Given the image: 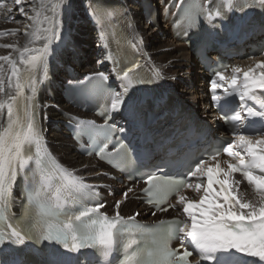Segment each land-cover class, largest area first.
Segmentation results:
<instances>
[{"label":"snow or ice","instance_id":"obj_1","mask_svg":"<svg viewBox=\"0 0 264 264\" xmlns=\"http://www.w3.org/2000/svg\"><path fill=\"white\" fill-rule=\"evenodd\" d=\"M14 4L31 23L25 25L23 47L18 42L0 44V48L12 50L0 55V62H5L10 71L7 74L4 63H0V94L6 92V87H13V77L17 81L15 95H9L7 101L0 100V111L5 107L7 110V121L0 124V251H18L29 243L46 241L58 246L56 257L72 254L76 264H80V256L94 257L95 264H115L116 260L118 264H194L190 260L194 252L199 258L195 264H264V60H257L247 71L239 66H221L215 71L210 82L211 101L218 109L230 112L222 119L232 139L220 141L205 156L185 164L178 175H164L159 167L142 173L137 183L142 181L144 185L140 192L151 214L172 209L177 217L141 223L137 220L140 212L126 217L121 214V206L137 197L134 186L121 190L111 216L103 213V203H90L95 195L93 186L86 185L75 170L58 165L42 144L35 94L38 85L47 79L53 44L63 39L61 13L73 7L72 0H14ZM173 8L172 27L183 25L187 36L192 29H198L201 18L212 24L215 18H224L229 12L246 15L259 9L264 13V0H222L219 4L216 0H167L165 14ZM13 11V7H6L5 0H0V17L11 21ZM89 14L94 23L102 25L114 10L89 5ZM18 31H0V36L16 35ZM37 41H43L42 45L29 47ZM141 43L142 38L135 37L129 47L136 49ZM13 52L19 53V62L27 66L23 84ZM260 54L264 55V45ZM104 60L112 63L111 73L93 72L85 80L92 85L91 94L103 95L106 111L121 112L129 106L128 94L134 85L162 78L155 68L150 78L139 77L138 63L128 67L111 51ZM103 62L98 60L97 64ZM228 67L231 77L225 75ZM110 75L119 81V91L110 87ZM69 87H83V82L73 86L69 81ZM237 99L239 105L235 103ZM250 101L262 110L249 106ZM69 124H74L75 140L87 138V154L94 155L97 161L121 168L132 160L134 149L123 138L114 137L116 128L107 119L98 125L94 120L72 116ZM119 131L123 133L125 129ZM222 155L228 159L221 160ZM20 177L28 183L21 214L17 216L11 209ZM245 182L247 187L243 188ZM186 189L198 198L186 195ZM248 189L258 199H249ZM85 194H89L87 199ZM171 196H175V203H168ZM174 240L180 242L179 247L171 246ZM0 264L4 262L0 260ZM45 264L64 262L57 259Z\"/></svg>","mask_w":264,"mask_h":264},{"label":"bare ground","instance_id":"obj_2","mask_svg":"<svg viewBox=\"0 0 264 264\" xmlns=\"http://www.w3.org/2000/svg\"><path fill=\"white\" fill-rule=\"evenodd\" d=\"M154 5H157L159 0H152ZM39 2V0H38ZM6 7L11 6L14 8L12 13L13 19L11 21H5L0 17V31L8 29H19L16 35H5L0 37V44H10L18 42L20 47H23L26 38L23 35L25 25L31 23L26 17L19 12V6L14 4V0H5ZM73 7L70 10L63 11L61 18L63 20V35L69 34L75 42L81 46L82 54L79 57L81 59L80 73L85 71L95 70L98 60L96 57V37L92 27L87 22V16L89 15L88 0H72ZM38 6V5H37ZM25 11H28V3L24 4ZM126 14L123 15V25H131V33L133 38L141 37L144 42L143 49L146 50V54L152 61V64L159 69L164 78L171 82L175 88L188 100L189 103L198 106V112L203 109V113L211 115V110H205L207 105V96L205 94V80L207 77V71L197 61L195 55L190 49L185 46L183 41L175 40L170 32L162 27L166 25L153 24L147 22V19L142 18L141 8L132 3H128ZM160 17V16H159ZM75 20L77 25L74 24ZM43 41H37L34 44H30L29 47H38L42 45ZM11 49L0 48V55H7L11 52ZM25 54V59H27ZM13 56L17 60V66L23 72L26 69V65L19 62V53L13 52ZM214 58V56H213ZM257 60H264V55H261L255 60H243L236 62L232 66H239L243 71H247L248 68L253 67ZM4 63L5 72L10 75L8 65ZM227 77H231V68L225 73ZM16 78H12L11 89L6 87V92L0 94V100L7 101L8 96L14 93ZM7 85V79H6ZM42 115H48L51 119H43L44 127H48L47 138L50 143V147L58 157V159L69 169L75 170V172L82 176L84 179L90 182H100L101 170L97 169V161L92 157H82L74 151L73 142L66 137L65 130L55 131L51 129L52 122L55 119L61 118V115L53 107L55 103L58 104L60 110H70L72 107L68 103L60 102L59 98L54 95L53 99L49 97H39ZM46 106V107H45ZM7 118L0 116V124L6 123ZM86 166V167H85ZM99 175L100 177H96ZM109 182V181H108ZM129 186H123L116 184L113 196H106L103 204V208L106 212L113 214V204L115 200L120 199V193L122 189ZM246 188V184L242 185ZM137 189V187H135ZM189 197L198 198L197 194L191 189L185 192ZM249 199H258L250 189H248ZM140 212L141 215H149L152 219L160 218L161 214L153 216L149 208L140 204L136 199H130L126 204L121 206V213L125 215H131L133 213Z\"/></svg>","mask_w":264,"mask_h":264},{"label":"rangeland","instance_id":"obj_3","mask_svg":"<svg viewBox=\"0 0 264 264\" xmlns=\"http://www.w3.org/2000/svg\"><path fill=\"white\" fill-rule=\"evenodd\" d=\"M163 28V27H162Z\"/></svg>","mask_w":264,"mask_h":264}]
</instances>
